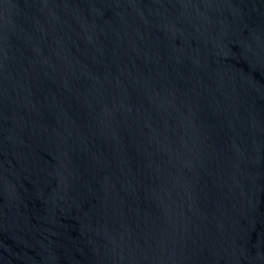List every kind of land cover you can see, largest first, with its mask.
<instances>
[{"label": "water", "instance_id": "95a60500", "mask_svg": "<svg viewBox=\"0 0 264 264\" xmlns=\"http://www.w3.org/2000/svg\"><path fill=\"white\" fill-rule=\"evenodd\" d=\"M0 264H264V0H0Z\"/></svg>", "mask_w": 264, "mask_h": 264}]
</instances>
